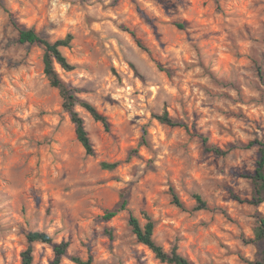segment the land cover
Wrapping results in <instances>:
<instances>
[{"label":"rangeland","instance_id":"obj_1","mask_svg":"<svg viewBox=\"0 0 264 264\" xmlns=\"http://www.w3.org/2000/svg\"><path fill=\"white\" fill-rule=\"evenodd\" d=\"M14 23L51 42L73 36L61 52L75 69H55L108 120L106 132L75 108L93 156L43 74V47L19 44ZM164 107L181 127L154 119ZM253 140L264 143V0H0V264H21L28 231L67 242L62 264H165L131 232L140 211L165 251L176 243L194 264L260 260L264 202L229 194L251 197L243 175L258 150L241 146ZM196 194L206 210L192 211ZM121 195L126 209L103 220ZM53 258L33 245V264Z\"/></svg>","mask_w":264,"mask_h":264},{"label":"trees","instance_id":"obj_2","mask_svg":"<svg viewBox=\"0 0 264 264\" xmlns=\"http://www.w3.org/2000/svg\"><path fill=\"white\" fill-rule=\"evenodd\" d=\"M14 26L18 32L17 42L19 44L28 45H39L44 49L42 63H43V74L49 83V86L56 89L62 100V109L67 113L71 123L74 126V133L76 140L84 149L87 156L94 155V149L89 139L88 133L84 126V121L75 110L76 107L84 109L92 120L96 123H100L106 132L109 131V123L107 118L101 114L92 104L78 98L77 90L70 87L57 73L55 65H58L65 72H71L75 69L71 65L65 56L62 54V48L70 47L73 36L67 34L63 39L51 42L50 40L41 37L35 32L33 28L18 27L15 23ZM139 47L141 44L137 42ZM160 124L169 127H181V124L173 120L169 115L165 107L162 109L160 114L154 115ZM205 139L203 142L205 143ZM244 149H250L256 147L258 150V159L256 166L252 174L243 175L244 178L250 180L252 185V193L249 199H242L236 195L233 190H229L231 198L238 201L239 203H247L249 205L258 206L264 202V143L258 140H253L244 146ZM206 151L213 153L216 156H226L231 151L230 149L222 150L216 147H208ZM103 170H113L118 166V163H101ZM171 204L181 211H187L186 207L178 197L177 193L173 188H170ZM119 203L111 210H106L103 215V220L109 221L114 218L119 212L124 211L127 206V199L124 195H121ZM195 206L192 208L193 212L206 210L207 204L205 200L198 194L194 195ZM142 219L145 221L141 224L139 219L130 215L128 225L131 229L132 234L135 236L138 243L146 246L155 256L157 260L165 264H194L186 257L182 256L178 252V246L175 243L169 251H165L164 248L155 241L153 237L155 223L152 221L150 216L145 211H140ZM254 240L255 243H260L263 247L262 257L260 260L249 262L248 264H264V217H258L254 228ZM25 239L27 243L26 249L21 253V264H33V245L36 243L45 244L52 247L54 258L50 264H62V259L65 256L69 244L62 242L54 244L53 239L50 235L42 231H28L25 233ZM70 261L73 264H92L91 258L83 260L79 257H70Z\"/></svg>","mask_w":264,"mask_h":264}]
</instances>
